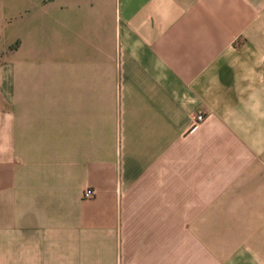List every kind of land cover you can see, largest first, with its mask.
Returning a JSON list of instances; mask_svg holds the SVG:
<instances>
[{
    "label": "crops",
    "instance_id": "1",
    "mask_svg": "<svg viewBox=\"0 0 264 264\" xmlns=\"http://www.w3.org/2000/svg\"><path fill=\"white\" fill-rule=\"evenodd\" d=\"M0 264H264V0H0Z\"/></svg>",
    "mask_w": 264,
    "mask_h": 264
},
{
    "label": "built area",
    "instance_id": "2",
    "mask_svg": "<svg viewBox=\"0 0 264 264\" xmlns=\"http://www.w3.org/2000/svg\"><path fill=\"white\" fill-rule=\"evenodd\" d=\"M204 118V116L202 114H198L196 116V121L199 122V121H202ZM82 197L84 199H92L94 197V191L93 190H90V189H87L83 192V195Z\"/></svg>",
    "mask_w": 264,
    "mask_h": 264
}]
</instances>
